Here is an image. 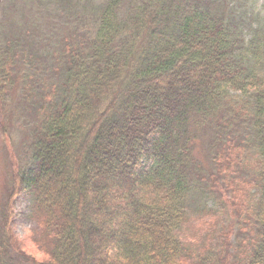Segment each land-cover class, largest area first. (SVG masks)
I'll return each mask as SVG.
<instances>
[{
  "label": "trees",
  "instance_id": "16d2710c",
  "mask_svg": "<svg viewBox=\"0 0 264 264\" xmlns=\"http://www.w3.org/2000/svg\"><path fill=\"white\" fill-rule=\"evenodd\" d=\"M237 6L105 0L87 43L64 46L57 79L33 94L1 54L9 142L11 105H40L26 156L6 165L0 264H264V31L247 35ZM220 179L256 224L244 255L188 236L193 213L216 212L202 197L222 196ZM24 192L42 259L13 233Z\"/></svg>",
  "mask_w": 264,
  "mask_h": 264
},
{
  "label": "rangeland",
  "instance_id": "374dc122",
  "mask_svg": "<svg viewBox=\"0 0 264 264\" xmlns=\"http://www.w3.org/2000/svg\"><path fill=\"white\" fill-rule=\"evenodd\" d=\"M105 0H0V56L3 52L13 58V70L20 76L19 91L24 89L23 83L29 88V93L45 88L52 80L57 79L55 68L63 59L64 46L71 43L76 45L87 43L93 35L96 12ZM136 0H123L124 7ZM237 3V20L242 19V25L247 35L252 28L259 27L264 31V0H233ZM263 27V28H262ZM46 88V89H47ZM20 93V92H19ZM22 98L15 99L17 101ZM34 101H38L33 96ZM0 100V190L6 175V165L12 164L11 154L21 160L27 154L30 141V131L35 121V112L32 110L40 105H32L26 100L20 106L11 105L15 110L9 124V139L3 132L6 126V111ZM32 112V113H31ZM242 131V129H239ZM6 138V140H5ZM11 141L13 143L12 147ZM204 141H207L205 137ZM10 147V148H9ZM207 143H202V151L206 153L203 158L204 166H211L209 154L206 150ZM250 149H253L251 147ZM208 154V155H207ZM207 161V163L204 161ZM3 178V179H1ZM209 184V181H206ZM223 185V180L218 182V188ZM216 187V185H215ZM222 188V196L214 192L205 193L202 197L208 207L216 209L214 214L193 213L188 221V231L202 227L192 239L199 238V242L212 243L220 252L227 250L230 254L244 255L245 249L250 246L251 238L256 231V224L248 217L246 208L239 210L232 202L226 200L228 192ZM228 199V198H227ZM30 195L26 192L19 194L14 201L15 217L13 220V233L21 242L24 250L31 255L42 259L46 257L34 243L35 228L37 223L30 217ZM203 205V203H201ZM249 219V221H248ZM252 223H251V222ZM212 225H216L213 228ZM187 228V227H186ZM190 228V229H189ZM216 229V230H215ZM198 230V229H197ZM253 230V232H252ZM228 238L226 239V235ZM19 264V263H18Z\"/></svg>",
  "mask_w": 264,
  "mask_h": 264
}]
</instances>
